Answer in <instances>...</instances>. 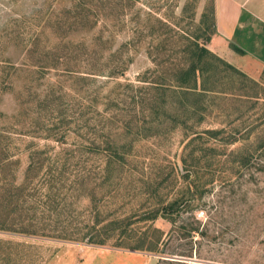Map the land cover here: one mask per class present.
Returning a JSON list of instances; mask_svg holds the SVG:
<instances>
[{"label": "rangeland", "instance_id": "rangeland-1", "mask_svg": "<svg viewBox=\"0 0 264 264\" xmlns=\"http://www.w3.org/2000/svg\"><path fill=\"white\" fill-rule=\"evenodd\" d=\"M213 4L214 0H0V163L5 172L0 179L21 184L32 159L46 158L39 176L29 178V194H37L38 216L60 212L69 233L90 232L89 237L100 234L107 239L97 244L0 231V264H264V145L251 162L243 161L247 150L256 147L251 143L264 139V65L254 73L242 71L245 77L229 70L211 77L208 84H223L228 90L209 95L211 110L203 122L195 117L187 127L175 126L161 115L154 121L164 123L159 129L123 138L122 144L132 145L124 148L122 167L116 166L120 170L110 178L102 176L106 159L101 154L79 153L63 181L66 188L77 182L74 192L85 173L87 186L79 197L75 191L64 200L57 212L53 200L51 205L42 197L49 190L47 172L59 164V155L77 153V144L94 140L72 123L80 102L103 103L98 107L103 111V98L132 94L126 84H132L136 94L148 87L142 78L146 75L150 81L157 60L169 59V53L154 51V46L170 36L173 43L196 37L203 44ZM154 27L158 30L152 33ZM98 38V58L106 65L103 75L91 81L75 79L89 76L96 64L87 57ZM129 42L132 45L124 48ZM119 50L121 60L128 61L125 75L108 77L117 62L111 54ZM176 62L169 59L163 68L172 69ZM167 97L174 115L179 99ZM135 112H141L140 105ZM123 114L120 117H127ZM209 130L225 132L215 139L208 136ZM176 199L182 204L173 220H142L161 200ZM125 218L131 239L122 243L114 221ZM145 237L146 248L154 239L157 249H134L132 240Z\"/></svg>", "mask_w": 264, "mask_h": 264}, {"label": "trees", "instance_id": "trees-1", "mask_svg": "<svg viewBox=\"0 0 264 264\" xmlns=\"http://www.w3.org/2000/svg\"><path fill=\"white\" fill-rule=\"evenodd\" d=\"M163 25L166 26L165 24ZM208 29L209 34L205 36L203 44H201L196 37H183L184 41H181V43H173V37L170 36V38H165L164 41H161L160 45L158 44L156 48L154 46V51L155 49L157 52L161 51L163 53V51H165L164 53H169L168 58L170 60L174 59L177 62L175 63L174 68L167 70L166 68H163V64L167 63L169 59L164 60L163 58H160L159 61L157 60L158 68L152 71L151 80L149 81V77H145L146 75L142 78V82L150 85L145 88L141 87L138 91L139 95L134 91L135 87L129 83L125 86L132 91V94L131 92L128 95H126V93H120V95L116 94V97H112L110 94L106 98H103L106 107L103 111L98 109L99 105H103V103L99 104L95 100V105L91 102L88 104L80 102V105L74 109L72 123L79 125L78 128L86 131L94 140L86 145L84 142H81L79 145L77 144V153L72 152V154H68V156L59 155L58 161H56L57 163L59 162V164L52 169V171L47 172V175H50L51 177L48 178L46 182L49 190H45L42 194L45 203L52 205L51 200H53L55 203L54 205H56L54 211L57 212L59 208L58 206L64 204V200L68 201L70 196L76 195L74 193L75 191L78 192L77 197L83 193L87 186V177H89V174H81L82 177L79 180L80 187H76L74 192L72 191V185L77 184V182H74L70 188H66V184L63 181L65 180L64 176L66 175L67 170L72 166V164H70L71 159H75L79 153L95 151L97 154H101L106 159V163L102 169V176H105L107 179L110 178L113 173L115 174V171L120 170V168H116V166L122 167L120 162L124 161L126 158L124 148L132 145L130 142L122 144V139L124 138V141H126V138L130 136H140L142 134H145L146 136L148 131L150 132L154 129H159L160 125H164L163 122L162 124L160 122L159 124H154L157 122L159 116L162 115L165 118V123L171 119L172 123H175V126L181 124L185 127L188 126V122L192 118L198 117L199 123L206 119L205 113H208L211 110L208 101V98L210 97L209 95L214 93L224 94L228 90L223 87V84H208V81L212 79L211 77L216 78L219 71L221 74L226 73L228 70L232 71L233 74H238L242 77L246 76L242 71L214 54L206 46L216 33L214 4L212 9V19L210 20ZM156 30L158 29L154 27L151 31L153 33ZM101 43L102 38L95 39V42L92 44V51L88 54L87 58L91 60L90 62L94 60L96 61V64L93 65L92 70L88 73L89 76H84L83 78L77 76L75 79L91 81L94 78L92 76L103 75L102 69L103 66L106 67V65L101 59L99 60L97 50V44L99 45ZM172 44L177 48H169V45L173 46ZM131 45L132 43L129 42L125 44L124 48L128 49ZM232 47L236 51H241L235 46ZM122 54V50L111 54L113 60L115 61L117 59V62L114 68L108 72V77L114 78L117 77V75H125L128 61L124 62L121 60ZM120 85L121 84H119V86ZM143 92L145 93L143 94ZM167 96H174L179 99L176 103V107L173 109L175 112L174 115L170 113L171 108H169L170 110L167 108ZM123 104H127L128 106L123 109V107H121ZM139 105L141 106V112L139 113H141L143 117L138 116L137 114L139 113L135 112L136 106ZM123 112L127 113V117H120L124 115ZM149 118L151 121H148ZM81 120L83 122L80 125L78 122ZM136 120H142V124L139 125L136 123ZM155 120L156 122H154ZM224 132V130H209L207 133L208 136L216 139ZM82 138H84V136ZM59 139L57 141L61 142L62 140ZM84 140L86 141L85 138ZM251 144L253 147H256L252 150H247L246 156L243 160L245 163L251 162V158L256 151L264 145V139L263 137H257ZM103 146L106 148H103ZM206 149L211 151L216 150L215 148ZM105 152H109V154L105 155ZM236 152L239 153V151ZM79 160L80 159L77 161ZM45 161L46 158L38 161L33 158L28 167L25 182L21 184H16L13 181L7 182L6 177L0 179V181L4 180L0 184V231L20 233L29 236H45L69 241L88 239V241L92 243L105 244L107 239L100 237V234H95L94 236L89 237L88 235H90V232L82 233V231H79L69 233L67 227H65L67 225H64L65 219H61L62 216H60V214L62 213L60 212L53 215H46L45 211L42 212L43 216H38L36 213V211H38L36 209L37 194L35 192L29 194V184H31L32 181H30L29 178L31 176H39L44 169ZM3 172L4 167L1 166L0 163V174H3ZM57 181L58 184H60L58 187H56V183H54ZM55 189L56 192H54ZM60 197L62 198L56 203V199ZM30 201H33V203H30ZM181 204L182 202L180 199L168 203H166L165 200H161L159 204H157L159 207L157 206V208L145 212L142 220H155L159 217L173 220V215L180 209ZM126 219L127 218L121 221H114L119 225L121 233L118 236V239H120L122 243L123 241H129L131 239V235L128 234L129 224H126ZM115 223L113 224L115 225ZM60 225L64 226L62 227ZM47 228H50V231L52 232L49 230V232L42 230ZM93 229L95 230L96 228L93 227ZM80 233L83 235L81 236ZM147 239L148 238L145 237L144 239L139 238L132 240L136 244V246H133L134 249L148 251H154V249H157V241H154V239L148 242L150 246L146 248L145 244ZM122 243H120V245Z\"/></svg>", "mask_w": 264, "mask_h": 264}, {"label": "crops", "instance_id": "crops-1", "mask_svg": "<svg viewBox=\"0 0 264 264\" xmlns=\"http://www.w3.org/2000/svg\"><path fill=\"white\" fill-rule=\"evenodd\" d=\"M214 9L210 50L241 71L257 72L264 65V0H214Z\"/></svg>", "mask_w": 264, "mask_h": 264}]
</instances>
